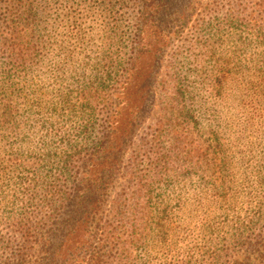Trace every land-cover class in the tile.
I'll use <instances>...</instances> for the list:
<instances>
[{
    "label": "trees",
    "instance_id": "16d2710c",
    "mask_svg": "<svg viewBox=\"0 0 264 264\" xmlns=\"http://www.w3.org/2000/svg\"><path fill=\"white\" fill-rule=\"evenodd\" d=\"M139 1L128 65L107 75L112 84L104 87V95L93 91V99L105 110V133L94 136L82 159L75 155L64 162L70 191L63 185L49 190L38 202L33 218L18 229L21 244L15 247L12 235L6 241L0 238V264H129L127 242L136 246L149 237L136 230H192L201 216L211 214H216L217 228L264 230V195L257 212L249 211L247 224L232 215L240 193L237 181L264 186V157L259 159L263 164L252 167L239 152L241 167L236 170L234 156L221 150L223 145L213 130L212 144H207L209 136L205 147L195 146L202 141L196 138L202 122L214 125L219 119L217 110L207 109L203 116L195 113L202 91L214 104L218 99L221 104L226 99L237 102L240 115L248 117L252 125L264 115V58L259 59L253 49L258 43L264 50V25L256 28L251 24L250 4L228 0L231 12L226 21L232 30L248 35L252 27L256 37L239 40L232 55L217 51L223 44L218 40L189 42V58L196 49L201 54L194 68L184 75L179 71L162 74L163 45L142 37L148 26L152 35L164 30L184 4L188 8L193 0ZM256 8L264 10V0ZM9 14L12 27H24L25 37L30 39L25 48L17 44L9 48L23 71L38 59L36 34L41 12L32 0H15ZM23 94L22 88L16 94L0 90V103L10 107L16 97L24 99ZM6 104L0 106V117L9 121ZM154 113H158L155 123L138 142L140 125ZM251 153L248 155L256 157L254 148ZM176 186L181 188L173 193ZM257 239L263 242L264 235ZM253 252L254 264H264V248Z\"/></svg>",
    "mask_w": 264,
    "mask_h": 264
},
{
    "label": "rangeland",
    "instance_id": "374dc122",
    "mask_svg": "<svg viewBox=\"0 0 264 264\" xmlns=\"http://www.w3.org/2000/svg\"><path fill=\"white\" fill-rule=\"evenodd\" d=\"M14 1L0 0V90L7 93L14 90L16 94L22 88L25 94L24 99L16 97L10 107L0 103V106L6 104L9 117V121L0 117V238L6 241L12 235L17 247L21 244L18 238L21 230L18 229L27 219L33 218L38 202L49 194V190L63 185L64 190L67 187L70 191L64 162L75 155L76 159H82L94 136L105 133V110L93 99V91L104 95L112 84L107 75L120 72L128 65L131 43L136 38L133 24L140 14L141 2L32 0L42 19L36 34L38 59L21 71L9 48L13 44L25 48L30 39L25 37L24 27H12L9 10ZM227 2L193 0L188 8L187 3L184 4L185 8L180 9L171 18L173 22L161 32L152 35L148 26L142 38L151 39L165 49L162 74L179 71L184 75L194 68V62L201 54L196 49L193 58H189V42L218 40L223 44L217 51L232 55L233 45L239 44V40L256 37L257 32L250 30L252 27L248 35H245L246 31L232 30L226 21L231 12ZM237 2L238 5L250 4L249 14L253 17L251 20L254 19L251 21L254 27L264 25V10L256 8L259 0ZM207 24L209 28H206ZM253 49L259 59L264 58V50L258 43L253 44ZM190 80L194 81L193 78ZM214 102L206 91H202L195 113L203 116L207 109H213L219 112V119L214 125L202 122L196 137L202 141H196V148L205 147L204 141L209 136L211 141L207 144H212L214 137L210 132L213 130L223 145L221 150L234 156L232 162L236 170L241 167L239 152L252 167L262 163L259 159L264 157V115L252 125L248 117L240 115L237 102L229 99L223 104L219 99L217 104ZM2 111L0 107V113ZM157 114L140 125L138 142L153 126ZM253 148L256 157L249 156L253 154ZM248 165L244 164V168H250ZM237 184L240 193L233 205L236 212L232 215L247 224L249 211L257 212L264 186L255 182L240 184V180ZM177 188L181 187L176 186L172 192L178 193ZM214 215L201 216V222L192 230L177 227L175 230H136L149 237L140 239L136 246L132 242L125 243L130 250L128 263L254 264L253 249L264 248V241L257 239L264 235V230L217 228ZM210 225L213 228L209 229ZM160 232L164 236H160Z\"/></svg>",
    "mask_w": 264,
    "mask_h": 264
}]
</instances>
